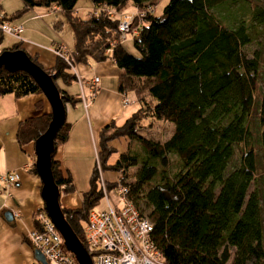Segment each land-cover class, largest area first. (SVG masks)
<instances>
[{
    "label": "trees",
    "instance_id": "obj_1",
    "mask_svg": "<svg viewBox=\"0 0 264 264\" xmlns=\"http://www.w3.org/2000/svg\"><path fill=\"white\" fill-rule=\"evenodd\" d=\"M20 1L21 8L0 15V24L33 7L52 11L58 17L52 26L64 24L70 31L71 50L63 45L65 58L85 66L111 61L119 70L117 92L133 95L134 109L120 122L110 119L96 133V160L79 206L59 207L76 238L82 243L87 214L101 198L99 173L109 171L117 181L104 186L126 188V198L150 223L149 241L163 264H264V50L262 59L256 50L243 51L253 28L264 23V4L166 0L154 16L158 0H88L89 8L79 16L77 0ZM234 4L239 9L231 13ZM126 5L132 8L128 12L151 9L131 38L137 56L118 43L110 46L117 38L116 20L106 9ZM136 21L133 16L131 26ZM15 49L14 44L5 50ZM54 57L50 68L41 69L51 75L63 107L73 105L79 96L63 92L55 80L67 85L78 78L62 57ZM39 93L26 73L0 67V96ZM34 108L38 110V102ZM48 120L49 113L19 121L16 145L32 143ZM154 122L171 128L159 142L141 135ZM68 128L63 120L56 129L53 151L66 139ZM118 137L126 138L125 150L108 162L115 151L106 143ZM234 150L237 162L232 165ZM53 151L52 181L58 192H71V178L59 170ZM29 171L35 175L33 165ZM33 229H38L34 217ZM23 240L29 245L26 236Z\"/></svg>",
    "mask_w": 264,
    "mask_h": 264
},
{
    "label": "crops",
    "instance_id": "obj_2",
    "mask_svg": "<svg viewBox=\"0 0 264 264\" xmlns=\"http://www.w3.org/2000/svg\"><path fill=\"white\" fill-rule=\"evenodd\" d=\"M19 8L20 0H0V15L8 16ZM53 15L46 8L33 7L17 18L5 20L10 25H20L21 32L17 36L1 34L0 51L15 44L26 56L34 58L40 68H50L55 59L53 48L57 44L67 49L71 47V41L66 42L60 31L64 24L59 28L52 26L54 21H58ZM76 73L78 79L74 82L69 85L61 83V90L69 95H78L79 101L64 106L63 120L69 124V128L64 142L54 148L53 159L58 162L59 169L69 174L72 187L74 185L75 189L82 192L87 188L90 168L95 162L98 129L110 119L120 122L134 109H129V105H134V100L133 95L128 100L127 93L123 96L117 92L119 70L109 60L86 66L77 64ZM92 76L97 77V83L93 98L89 100L87 85ZM81 95L87 100L85 106ZM123 99L127 101L125 105ZM35 102L39 104L38 110L34 108ZM46 113H49V107L41 93L20 98L8 94L0 96V176L16 175V182L7 193L0 194V264H28L33 261V249L24 242L23 237L33 229V217L35 213L43 211V203L39 196V180L29 171L33 165L32 143L18 147L14 132L19 121ZM125 144L124 137L106 143L115 151L108 162L125 150ZM101 174L108 181L114 178L112 172ZM5 211L10 213L9 221L2 217Z\"/></svg>",
    "mask_w": 264,
    "mask_h": 264
},
{
    "label": "built area",
    "instance_id": "obj_3",
    "mask_svg": "<svg viewBox=\"0 0 264 264\" xmlns=\"http://www.w3.org/2000/svg\"><path fill=\"white\" fill-rule=\"evenodd\" d=\"M150 10L147 8L128 12L122 9L116 11L106 9L109 16L116 20L117 38L113 40L110 46L116 43L120 44L126 36H129L130 39L136 37L141 16L144 12ZM133 16H136L137 21L134 26H131ZM0 32L17 36L21 32V27L3 21L0 24ZM53 54L62 57L77 78L76 65L71 62L70 58H65L66 50L64 46L57 45L53 49ZM88 82L87 98L90 100L93 98L96 89L97 77L92 76ZM81 99L85 106L87 100L82 95ZM122 103L124 105L127 101L123 99ZM100 181V192L104 201V208L91 209L82 228V245L89 256L91 264H163L160 261L159 254L149 241L150 223L144 215L139 214L126 198V188L116 185L107 189L103 184L106 181L102 180L101 177ZM15 182V174L0 176V194H6ZM110 190L115 195L113 201L108 196ZM35 219L38 229H31L26 235L31 248L40 253L46 264H76L72 255L64 249L59 234L44 212L35 213ZM28 264L38 263L33 260Z\"/></svg>",
    "mask_w": 264,
    "mask_h": 264
},
{
    "label": "water",
    "instance_id": "obj_4",
    "mask_svg": "<svg viewBox=\"0 0 264 264\" xmlns=\"http://www.w3.org/2000/svg\"><path fill=\"white\" fill-rule=\"evenodd\" d=\"M0 67L7 72L22 71L36 84L49 107V120L45 129L32 141L33 168L40 187L39 196L43 203V212L59 234L64 249L70 253L76 264H91L82 243L76 238L64 220L57 203L58 188L52 181L49 170V155L53 151L52 137L64 118V107L59 99L58 91L39 66L32 63L25 53L19 49L0 51ZM5 221L10 220V213L2 215ZM32 259L38 264H46L40 253L33 249Z\"/></svg>",
    "mask_w": 264,
    "mask_h": 264
},
{
    "label": "rangeland",
    "instance_id": "obj_5",
    "mask_svg": "<svg viewBox=\"0 0 264 264\" xmlns=\"http://www.w3.org/2000/svg\"><path fill=\"white\" fill-rule=\"evenodd\" d=\"M248 1H249L251 6H254V5L262 6V4H264V0H248ZM165 3H166V0H158V1H156L155 5H154V7L152 9L153 11L151 12V14H153L154 16L159 15L162 6ZM239 5L240 4L231 5L229 7V11L231 13H235L236 11H234V10L239 9ZM74 8L77 9V14L79 16L85 15L84 9L89 8V1L88 0H77V2L75 3ZM122 10L130 11V10H132V8H130L129 6L127 8V5H126V7L123 8ZM53 16H55L56 19H57L56 15H53ZM60 31L63 32L64 39L66 40V42L69 43L71 41L70 40L71 36H70V31L68 30V28L64 25V26H62V29ZM250 37H251V42L247 46L243 47V51L248 53V54H250L251 51L256 50V51H258L260 53L259 54L261 56L260 59H262V52L264 50V23L262 25H260V26L255 27V29L253 28V31L250 33ZM124 41L125 42H123L122 48L124 50H126L128 54H130L132 56H137V53H136V51L134 50V48L132 46V41L129 38V36H126ZM70 48L71 47L68 46V49H70ZM71 83H69V84H71ZM69 84H67V85H69ZM55 85H56V87H58L60 89L62 88V84H61V82L59 80H55ZM127 96H128V100H130L132 98V94L131 93H127L126 97ZM133 107H134V105H129V109H131ZM170 130H171V128H170V126L167 123L154 122L153 123V127H151L150 130H148L146 132H141V135H143L144 138L149 139L151 141L159 142V141H161V140H163V139H165L167 137V135L170 133ZM237 154H238L237 151L234 150V154H233L232 160H231V164L232 165L236 164V162H237V158H236ZM94 158H95V154H94ZM58 168H59V166H58ZM59 170L62 173H64V171H65V170H61V169H59ZM132 170L133 169H131V171ZM103 172H106V171H103ZM107 172H109V171H107ZM101 173H100L99 177H101L102 180H105ZM112 173H114V178L112 180H109V181L105 180L106 183H114V182L117 181L116 173L115 172H112ZM71 177H72V175H71ZM80 190H82V189H80ZM250 190H251V186H249V188L247 189V193ZM82 192H79V190L77 188L75 189L74 185H73V189H72L71 192H68V193L59 192L58 193V197H57V203H58L59 207H61V208H74V207H77L79 205L80 196H81ZM108 196H109V198L112 201L115 199V195H114L113 191H111V190L108 191ZM103 208H104V201H103L102 198H100V200L98 201V204L95 207H93L92 209L98 210V209H103ZM263 235H264V233H262V236ZM262 246L264 248V236H263V240H262Z\"/></svg>",
    "mask_w": 264,
    "mask_h": 264
}]
</instances>
